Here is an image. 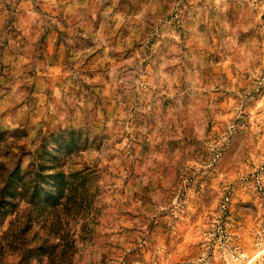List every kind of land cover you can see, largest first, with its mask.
I'll return each mask as SVG.
<instances>
[{
	"label": "rangeland",
	"instance_id": "rangeland-1",
	"mask_svg": "<svg viewBox=\"0 0 264 264\" xmlns=\"http://www.w3.org/2000/svg\"><path fill=\"white\" fill-rule=\"evenodd\" d=\"M15 167L0 264H264V0H0Z\"/></svg>",
	"mask_w": 264,
	"mask_h": 264
},
{
	"label": "trees",
	"instance_id": "trees-1",
	"mask_svg": "<svg viewBox=\"0 0 264 264\" xmlns=\"http://www.w3.org/2000/svg\"><path fill=\"white\" fill-rule=\"evenodd\" d=\"M2 180L1 183H3V186L0 190V197L1 202L5 204V200L3 197L7 196L11 200H15L16 198L22 202H25L26 204H29L31 206V209L37 208L38 202L35 201V197H38L41 195V189L39 187V183L35 181H29V182H23L25 175H19L20 170L19 167H15L13 170H5L2 172ZM57 178H60V175L56 173ZM18 178V183L14 181V179ZM21 182V183H20ZM9 185H13V189L11 192H8L7 188ZM61 188H64V185L57 186L58 190H61ZM55 192H48V194H52ZM57 193V192H56ZM61 191L58 192V196L55 198L54 204H57V198L61 195ZM51 198V195H50ZM7 204V203H6ZM3 208V206H2ZM1 213V212H0ZM29 221V219H27ZM59 246V243H47L46 240H43L40 242L38 247L34 248H26L22 250V260L23 263L27 262L30 258L33 256H43L47 255L49 257V263L48 264H62L65 251L62 249L59 252L57 251ZM65 246V245H63Z\"/></svg>",
	"mask_w": 264,
	"mask_h": 264
}]
</instances>
